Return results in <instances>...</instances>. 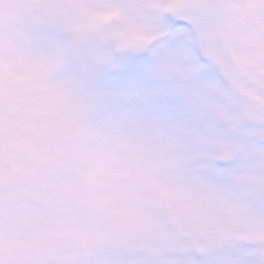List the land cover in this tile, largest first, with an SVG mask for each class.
<instances>
[{
	"label": "snow or ice",
	"instance_id": "snow-or-ice-1",
	"mask_svg": "<svg viewBox=\"0 0 264 264\" xmlns=\"http://www.w3.org/2000/svg\"><path fill=\"white\" fill-rule=\"evenodd\" d=\"M0 264H264V0H0Z\"/></svg>",
	"mask_w": 264,
	"mask_h": 264
}]
</instances>
